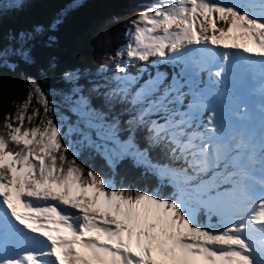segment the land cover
<instances>
[{
	"label": "snow or ice",
	"instance_id": "6c2138e0",
	"mask_svg": "<svg viewBox=\"0 0 264 264\" xmlns=\"http://www.w3.org/2000/svg\"><path fill=\"white\" fill-rule=\"evenodd\" d=\"M66 14L46 28L11 33L0 44V67L35 65V42L43 36L53 47ZM129 25L115 53L126 59L102 65L100 72L115 73L89 89L103 97L101 107L85 95L78 72L64 70L71 87L63 94L77 116L66 131L34 78L28 99L5 117L0 264H264V136L257 147L246 125L229 123L214 104L221 95L214 85L237 71V53L228 50L264 61V0H158ZM133 61L141 66L129 72ZM163 63L179 68L170 74ZM203 71L209 82L202 86ZM34 98L42 117L31 108ZM73 134L79 139L65 144ZM85 149L111 175L85 167ZM125 162L167 181L174 193L117 184L112 177Z\"/></svg>",
	"mask_w": 264,
	"mask_h": 264
},
{
	"label": "trees",
	"instance_id": "16d2710c",
	"mask_svg": "<svg viewBox=\"0 0 264 264\" xmlns=\"http://www.w3.org/2000/svg\"><path fill=\"white\" fill-rule=\"evenodd\" d=\"M156 2L158 0H78L79 6L76 7L72 0H0V44L5 46L10 42L11 33L29 30L35 25L46 28L58 15L67 13L58 31L53 33L57 37L53 47L46 46L43 36L35 42V65H20L15 71L0 67V134L6 135L8 131L5 117H14L19 107L28 99L32 88L29 78H34L48 94L49 106L55 107L50 115L62 125L63 131L77 120V116L69 111L71 102L63 94L71 87L62 79L64 70L78 72L79 84L84 88L85 95H91L92 104L101 107L103 97L89 89L95 83H103L102 77L109 76L116 70L110 67L100 72V67L111 66L121 60L122 57L115 53L129 39L126 35L129 22L140 11ZM69 8L71 11H68ZM52 62H55V68L50 66ZM100 91L103 92L104 89ZM30 103L32 109L39 108L42 117L43 106L37 104L35 98ZM33 123H38V120ZM71 137L65 138L63 142L68 144L69 139H79L78 135ZM10 147L15 145L10 144ZM67 155L72 159L71 150ZM153 157L159 158L156 152ZM79 160L85 167L111 175L104 161L99 157L93 159L86 149ZM112 178L117 184L155 191L165 197L171 196L175 191L167 181H159L157 177L145 174L142 169L132 167L129 162L122 164L118 174ZM197 217L202 223H207L203 210L198 211ZM217 220L218 217H213L212 222L216 223Z\"/></svg>",
	"mask_w": 264,
	"mask_h": 264
},
{
	"label": "bare ground",
	"instance_id": "6f19581e",
	"mask_svg": "<svg viewBox=\"0 0 264 264\" xmlns=\"http://www.w3.org/2000/svg\"><path fill=\"white\" fill-rule=\"evenodd\" d=\"M221 26H225L221 24ZM216 47V46H213ZM222 49V46H221ZM222 51H224V49H222ZM235 52L237 53L235 57H240L243 60V63L240 61H235L234 60V66L236 68V73L234 74V76L232 78H230L228 80L229 84L232 85V83L234 84V88L232 89V91H235V94L233 96L230 97V99H232L234 101L233 107L236 106V103L239 101H243L247 106H249L251 109L253 108V102L247 100L244 96L242 95V91H236V89L239 86H242L243 90L248 87L249 89L253 90V97L256 98L258 93H260V91L262 90V87H264V83L263 81H261L260 79H251L250 75L251 73L257 74V66L255 65V63L253 61H250L249 58H247V54H245L244 56H241L239 54V52H237V50H235ZM250 54H248L249 56ZM258 58V57H257ZM221 62V61H220ZM219 62V63H220ZM178 68V65L175 66ZM189 71H191V67L189 68ZM171 74V72H170ZM205 75L199 74V79L200 81L204 78ZM243 114H250V111L244 112L242 111ZM251 123V120L248 119L246 120L243 124L244 125H248ZM257 208L259 206V203L256 204Z\"/></svg>",
	"mask_w": 264,
	"mask_h": 264
},
{
	"label": "rangeland",
	"instance_id": "374dc122",
	"mask_svg": "<svg viewBox=\"0 0 264 264\" xmlns=\"http://www.w3.org/2000/svg\"><path fill=\"white\" fill-rule=\"evenodd\" d=\"M254 1H256L257 3H259V0H251V2H254ZM221 2H227V1H225V0H221ZM229 2V1H228ZM245 2H248V0H245ZM258 10V9H257ZM213 47V46H212ZM122 59H126V55H125V57H123V58H121V60ZM164 64H167V63H164ZM162 65V64H161ZM161 65H160V67H161ZM167 65H169V64H167ZM141 66V64H140V62L139 61H133V64H132V66L129 68V72H134L135 70H136V68H138V67H140ZM179 67V66H178ZM165 68V67H164ZM171 69V71H169ZM150 70H152V71H155V69H150ZM174 70H178V68H168L167 69V72H172V71H174ZM146 78V77H145ZM203 84V83H202ZM242 95L244 96L245 95V93L243 92L242 93ZM241 107V111H242V109H243V105H241L240 106ZM206 122V121H205ZM229 123H231V122H229ZM234 123H236V122H234ZM250 128H248V130H249ZM77 136V134H73L72 135V137L71 138H73V137H76ZM257 189V188H256ZM256 189H255V191H256ZM258 196H259V194H257L256 195V197L258 198ZM259 201V200H258ZM257 203H259V202H256V204ZM203 212H204V215L206 216V212L203 210ZM206 219H207V216H206ZM219 219V218H218Z\"/></svg>",
	"mask_w": 264,
	"mask_h": 264
}]
</instances>
